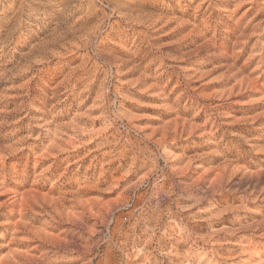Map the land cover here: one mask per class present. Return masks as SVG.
<instances>
[{
    "label": "rangeland",
    "instance_id": "obj_1",
    "mask_svg": "<svg viewBox=\"0 0 264 264\" xmlns=\"http://www.w3.org/2000/svg\"><path fill=\"white\" fill-rule=\"evenodd\" d=\"M264 0H0V264H264Z\"/></svg>",
    "mask_w": 264,
    "mask_h": 264
},
{
    "label": "bare ground",
    "instance_id": "obj_2",
    "mask_svg": "<svg viewBox=\"0 0 264 264\" xmlns=\"http://www.w3.org/2000/svg\"><path fill=\"white\" fill-rule=\"evenodd\" d=\"M264 189V188H263Z\"/></svg>",
    "mask_w": 264,
    "mask_h": 264
}]
</instances>
